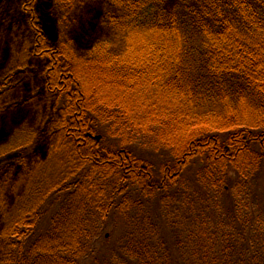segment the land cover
Segmentation results:
<instances>
[{
    "label": "trees",
    "instance_id": "trees-1",
    "mask_svg": "<svg viewBox=\"0 0 264 264\" xmlns=\"http://www.w3.org/2000/svg\"><path fill=\"white\" fill-rule=\"evenodd\" d=\"M53 1L60 25L75 22L84 1H97L100 29L116 28L148 41L138 65L152 70L147 79L132 77L147 91L141 102L147 115L137 125L140 111L132 114L112 102L95 110L84 106L86 95L76 83L74 62L63 52L70 49L67 43L48 36L40 0H19L26 37L13 48L0 75V104L11 100L23 69L40 59L47 92L58 98L47 133L59 141L53 157L62 165L47 176L53 157L40 161L36 174L27 177L29 190L13 206L5 205L10 194L5 188L0 264H96L99 219L146 200L163 206L194 167L199 186H211L220 195L229 192L225 185L234 176L256 180L264 168V0H178L171 7L168 0ZM20 47L25 49L18 51ZM131 66L123 64L124 77ZM57 82L64 87L54 89ZM161 96L163 111L157 102ZM19 128L28 144L17 147H34L37 134L24 124ZM139 137L150 139L155 149L171 150L158 173L150 158L137 153ZM233 194L217 202L221 208L216 215L209 201L202 209L191 204L187 239L198 236L192 230L196 226L205 241L198 236L187 243L177 235L174 248L181 251L198 241L200 252L192 247L186 257L170 253L161 260L155 256L158 248L136 240L122 243L123 251L133 264H264V213L255 209L246 215ZM56 203L59 208L49 215L48 206ZM44 214L49 218L45 228Z\"/></svg>",
    "mask_w": 264,
    "mask_h": 264
},
{
    "label": "rangeland",
    "instance_id": "rangeland-1",
    "mask_svg": "<svg viewBox=\"0 0 264 264\" xmlns=\"http://www.w3.org/2000/svg\"><path fill=\"white\" fill-rule=\"evenodd\" d=\"M177 1L168 0L167 6L171 7ZM84 2L86 4L84 10L79 12L75 22L71 21L67 25H60L59 12L53 4L54 1L40 0L41 16L48 36L53 41H58L60 37V41L66 42L70 48H63V52L67 58L74 62L76 83L82 93L86 95L84 96V106L92 107L95 110L102 104L112 102L124 107L125 110L130 109L132 114L140 111L141 122H137V125L145 123L143 117L147 113L144 112L146 109L142 107L141 102H145V99H142V92L147 91H142V88L137 85L135 79L132 80V77L137 78L143 75L145 78L139 79H147L152 70L149 66L143 68L138 65L141 56L147 51L148 41L135 34L130 35L125 31L119 32L116 28L111 29L112 31L100 29L102 11L97 9L100 7V3L97 1ZM20 9L19 0H0L1 76L9 66L13 48L21 44L26 37V25L23 20V12ZM113 13L110 15L113 16ZM20 48L18 51L25 49V47ZM32 60L36 61L35 59ZM127 61L132 63V66L127 68L130 75L124 77V68L122 67ZM40 63L42 61L39 59L35 65L30 63L26 69H23V72L15 80L16 82L13 83L15 88L11 100L6 101L5 106L0 104V199L5 195V188H9L10 194H7L8 202L5 204L7 207H10L18 197L25 196L31 185V181L27 180V177L36 174L37 165L42 163L40 161L45 162L53 157V152H58L56 147L59 145V141L55 136L54 139L52 135L47 133V122L51 123L56 114H53V109L54 106H57L58 98L47 92L43 83L44 76ZM137 81L138 84L142 82L141 80ZM60 82H57L53 88H63L64 85L62 86ZM163 97L161 96L157 100L158 109L161 111L165 110ZM61 100L63 99L61 98ZM51 117L52 119H50ZM134 118L136 119L135 116ZM23 124L35 132L38 137L37 143L29 150L25 146V148L17 147L22 143L28 144L23 129L19 128ZM98 133L102 134L101 132ZM110 137L112 140L115 139L111 135ZM150 142L151 140L148 138L139 137L134 143L137 153L140 156L150 158L155 171L158 173L160 169H163L162 162L171 156V150L166 147L155 149ZM14 145L17 148L12 150ZM59 160V158L53 157L52 161L49 160L47 165L45 164L47 176H51L55 168L62 165ZM21 161H24L23 166L18 164ZM49 168H53V170L49 172ZM27 170L30 173H27ZM190 172L185 173L190 183H187L184 176L186 181L184 186L183 183L179 184L171 196L166 197L163 206L161 203L146 200L141 206L133 205L124 212L112 211L104 218L99 219L98 224L101 225L102 232L97 240L99 251H96L97 256L94 263L133 264L134 261L130 258L131 256L123 251L122 243H130L135 240L142 244L148 242L150 248L151 245L158 248L159 253L155 256L161 260L166 259L170 253H173L175 257H182V255L186 257L194 250L200 252L202 249L198 241H193L187 248L180 249L181 251L174 248L175 236L180 235L182 240H186L189 234L186 231L190 225L187 218L189 208L197 204L200 205L199 209H202L201 204L203 202L207 204L209 201L210 207L214 209L216 215L221 208L217 202L221 201L223 195H225L224 199H228L231 192L244 205L243 211L246 215L253 213L255 209L264 213V168L260 169L256 180L250 177L247 182V178L242 177L243 181L240 183L241 179L239 180L237 176H234L235 181L230 186L225 185L229 192H223L221 195L215 192L211 186H206L205 189L199 186L201 184L197 180L195 167ZM8 178L9 181L7 182ZM243 183L248 187L245 190ZM233 184L235 185L233 186ZM118 199L120 200L121 197ZM48 207L50 209L49 215H51V211L59 208L57 203ZM0 210L3 212V208ZM2 219L5 220L6 218L0 217V222ZM42 220L41 225L45 228L49 220L47 214H44ZM192 230L198 232V236L201 238L202 235L196 226L192 227ZM198 236L193 234L191 239H197ZM201 240L203 239L201 238ZM192 247L195 249L191 250Z\"/></svg>",
    "mask_w": 264,
    "mask_h": 264
},
{
    "label": "water",
    "instance_id": "water-1",
    "mask_svg": "<svg viewBox=\"0 0 264 264\" xmlns=\"http://www.w3.org/2000/svg\"><path fill=\"white\" fill-rule=\"evenodd\" d=\"M95 138L96 139H100L101 138V135H96Z\"/></svg>",
    "mask_w": 264,
    "mask_h": 264
}]
</instances>
